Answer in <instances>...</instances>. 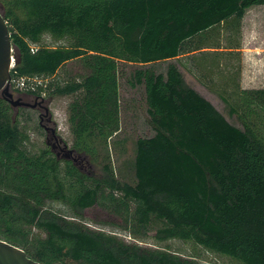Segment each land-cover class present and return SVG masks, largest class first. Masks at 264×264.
<instances>
[{"label":"trees","instance_id":"16d2710c","mask_svg":"<svg viewBox=\"0 0 264 264\" xmlns=\"http://www.w3.org/2000/svg\"><path fill=\"white\" fill-rule=\"evenodd\" d=\"M254 6L264 0H8L2 14L15 55L10 80L48 81L36 92L12 93L74 96L68 124L76 140L112 135L121 126L119 80L127 67L126 84L139 94L153 134L136 136L133 183L118 181L107 166L95 178L56 160L47 147L27 151L21 109L15 114L0 98V239L41 264H197L43 208L44 199L60 201L79 215L106 203L124 217L129 239L179 240L236 264H264V89L240 88L234 74L241 62L225 65L221 79L201 75L207 83L199 82L237 127L186 83L178 67L181 56L196 52L203 53L200 60L206 52L237 55L238 44L208 42L227 24L238 30ZM45 36L67 46L49 47ZM31 44L38 46L35 53ZM75 60L88 75L57 80L58 71ZM28 228L45 235L31 245L33 254Z\"/></svg>","mask_w":264,"mask_h":264},{"label":"rangeland","instance_id":"374dc122","mask_svg":"<svg viewBox=\"0 0 264 264\" xmlns=\"http://www.w3.org/2000/svg\"><path fill=\"white\" fill-rule=\"evenodd\" d=\"M212 38L208 43L215 44L220 42V45L227 47L229 44L240 45L241 52L237 55H224L220 57L223 65H239L241 60L244 61V68L246 73L252 76V86L264 87V6H254L248 9L240 22V27L237 30L234 24H227L224 28L219 29L211 35ZM49 47H64L67 46L65 40H53L45 36L42 41ZM191 64L198 68L200 65H210L216 57L212 52H206L208 58L200 60L203 53L196 52L191 54ZM209 55L211 57L209 58ZM201 61H204L203 63ZM196 63V65H194ZM200 63V64H199ZM228 63V64H227ZM199 64V66H197ZM129 68H124L125 76L119 80L120 91V130L112 135L100 136L98 134L85 135L77 139L72 135L68 124V106L75 99L74 96H55L45 98L43 107L48 108V114L51 117L53 124L56 126L58 137L66 145L67 150L75 152V164H80L82 172L85 174L101 178L104 175V167L110 168L114 178L120 182L133 183L134 174L132 169V159L134 155V141L136 136L148 137L153 134L147 124L144 122V109L140 108L139 94L129 91L126 84V74ZM88 71L84 68L80 60H75L65 64L57 73L56 79H74L79 77H86ZM202 73L196 72V77L183 73L185 81L189 86L196 90L202 97L208 100L225 118L233 125L240 127L233 118L231 119L226 114L224 104L219 98L199 82V79L207 83L206 79L201 78ZM211 78L216 76L210 75ZM215 89V88H214ZM14 99H17L13 93ZM134 101H130V100ZM137 99V100H135ZM33 102V99H31ZM19 119L22 124L27 126L28 141L25 144L27 151L36 153L40 149H44L45 145V132L39 125L37 111L33 109H21ZM45 125V122L42 123ZM63 164V162H62ZM89 183V182H88ZM43 208H46L57 215H61L70 220L84 225L86 228L93 231H100L107 235H112L127 244H134L144 248L152 249H169L170 251L183 256L193 257L197 264H236L229 258L221 257L216 254L210 253L196 247L190 243H184L179 240H170L164 243H156L153 239L147 238L146 240H133L129 239V229L124 222V217L116 213V209L112 210L111 206L106 203H99L98 205L84 210L81 214L77 215L71 212L66 203L52 202L48 199L43 200ZM23 229L24 227H19ZM26 229V228H24ZM27 241L29 252L34 253L32 244L36 243L39 239L45 238L43 232L35 228H28ZM0 238H4L2 230L0 231ZM18 243L24 245L26 239L24 237H17ZM61 264V263H56Z\"/></svg>","mask_w":264,"mask_h":264},{"label":"water","instance_id":"95a60500","mask_svg":"<svg viewBox=\"0 0 264 264\" xmlns=\"http://www.w3.org/2000/svg\"><path fill=\"white\" fill-rule=\"evenodd\" d=\"M13 51L14 47L11 42L9 29L4 20L3 14L0 12V97L8 102L12 107L24 106L33 108L34 106L24 104L19 99H14L13 93L10 90V65L12 57L15 60ZM42 101L44 100L42 99ZM37 104L40 105V103ZM43 109L46 113H48L47 107H43ZM50 119L51 117L49 115L48 120ZM64 147L66 148V145H64ZM67 152L68 154H71L72 150H67ZM0 264L41 263L30 258L24 250L0 239Z\"/></svg>","mask_w":264,"mask_h":264},{"label":"flooded vegetation","instance_id":"af4514ba","mask_svg":"<svg viewBox=\"0 0 264 264\" xmlns=\"http://www.w3.org/2000/svg\"><path fill=\"white\" fill-rule=\"evenodd\" d=\"M8 0H0V12L3 13L6 5H7ZM19 96L17 99H19L22 103L28 104L30 106H34L33 108L31 107H24V106H17V107H12L8 102L9 106L11 109L14 111L16 114L20 109H33L37 111V117L39 121V125L42 127V129L45 132V145L49 149V151L53 154V156L56 158V160H61L65 162L71 163L75 168L78 169V171L82 172V167L80 164H75L76 159L74 158L75 152L68 154L67 149L64 147V142L60 140L58 137L57 131H56V126L53 124L52 120H48L49 114L45 112L43 109V104L45 102L42 101L43 98L45 97H37L33 96L31 94H26V93H21V94H16ZM3 99L2 97H0ZM31 99H33V102H31ZM4 100V99H3ZM5 101V100H4ZM37 103H40L38 105ZM45 122V125H42V123ZM54 132H53V131ZM85 174V173H84ZM89 176V175H88Z\"/></svg>","mask_w":264,"mask_h":264},{"label":"crops","instance_id":"0c3cea01","mask_svg":"<svg viewBox=\"0 0 264 264\" xmlns=\"http://www.w3.org/2000/svg\"><path fill=\"white\" fill-rule=\"evenodd\" d=\"M222 49H220L219 51H221ZM211 51H215V50H211ZM241 52V49L239 50ZM190 55H184L180 57V65H178L179 70L181 71V73H186L188 75H190L191 77H196L195 74L196 72H201L204 76L206 75H214L217 74V76L219 77V79L222 78V73L224 72V65L223 62L220 61V57L215 58L216 61H213L212 64L207 65V67L203 64L200 65L197 69L191 64V62L189 61V59H187ZM244 61L245 60H241L240 63V68L238 70V68H236L237 72L234 74L235 76V82H237L240 86L241 89L244 90H252V89H264V87H257V86H252L251 84V80L252 76L248 73H246L245 68H244ZM198 72V73H199ZM201 78H203V76H201ZM187 83V82H186ZM196 91V90H195Z\"/></svg>","mask_w":264,"mask_h":264},{"label":"built area","instance_id":"2783aa9c","mask_svg":"<svg viewBox=\"0 0 264 264\" xmlns=\"http://www.w3.org/2000/svg\"><path fill=\"white\" fill-rule=\"evenodd\" d=\"M38 49L37 45L31 44L30 45V51L31 53H35ZM14 54V51H13ZM15 60L12 57L11 59V65H10V71L14 68ZM47 79H44L42 77H21L17 78L15 80H10V89H14L15 91H30V92H36L37 87L39 86H46ZM41 97H45V92H41Z\"/></svg>","mask_w":264,"mask_h":264}]
</instances>
